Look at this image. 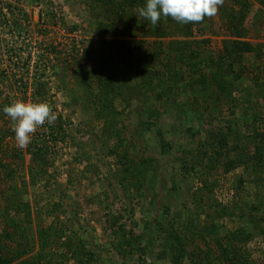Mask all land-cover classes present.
<instances>
[{"label":"rangeland","instance_id":"1","mask_svg":"<svg viewBox=\"0 0 264 264\" xmlns=\"http://www.w3.org/2000/svg\"><path fill=\"white\" fill-rule=\"evenodd\" d=\"M136 1L0 0L8 264H36L42 227L55 236L38 264H78L60 260L76 237L89 264H225L231 244L245 264H264V0H224L202 23L162 16L155 27ZM16 100L57 115L25 149L3 112ZM11 219L27 231L19 257Z\"/></svg>","mask_w":264,"mask_h":264},{"label":"clouds","instance_id":"2","mask_svg":"<svg viewBox=\"0 0 264 264\" xmlns=\"http://www.w3.org/2000/svg\"><path fill=\"white\" fill-rule=\"evenodd\" d=\"M224 0H146L137 9L140 17L158 26L161 17H171L181 24L202 23L205 17H214ZM13 122L17 147L25 149L31 143L32 134L45 123L54 125L57 115L46 102H24L16 100L3 108Z\"/></svg>","mask_w":264,"mask_h":264},{"label":"trees","instance_id":"3","mask_svg":"<svg viewBox=\"0 0 264 264\" xmlns=\"http://www.w3.org/2000/svg\"><path fill=\"white\" fill-rule=\"evenodd\" d=\"M125 1H129L130 3L133 4H137L136 0H125ZM243 3L241 2V5ZM244 5V4H243ZM245 6V5H244ZM242 7V6H241ZM246 9L244 8H240L239 11V17L244 18L245 14H246ZM236 17V16H233ZM238 18V15H237ZM236 48H238V50L240 51V53L243 52H248L250 50H253V47L246 41H235L234 45ZM235 54H237L238 52L235 51ZM100 77L97 79L99 80ZM111 79L107 80L106 83H104V85H102V91L99 93V99H100V105H101V111L104 109H109L108 107V101L110 100V93L111 91H113V87L111 84ZM108 83V84H107ZM108 85V86H107ZM53 130V129H51ZM261 135V134H260ZM260 139L262 140V142H264V138L260 137ZM260 153V151H259ZM2 157H0V171L2 172V176L3 174H10L12 175V170H10V168L6 167L7 165H5V163L2 162ZM20 206H25L27 207L26 204H20ZM13 206V205H12ZM23 207V208H25ZM28 211V210H27ZM27 213V212H26ZM25 213V214H26ZM9 214V215H8ZM5 216H10V213H5ZM7 223L9 225H13L14 229H15V233L16 236L18 238H14L13 234L6 232L5 236L7 238H9L11 243H16L17 249H15V256L19 257L25 253L30 252V247L27 243V231L26 229H24V227L19 224V223H14L13 220L11 219L10 221L8 220ZM53 231L50 228H39L37 230V241H38V246H39V250L36 252V254L34 255V259L37 257V261L36 264H38L39 261H41V257H42V253H44V251L46 249L51 250L50 248L52 247V241H51V236L53 237ZM238 231L234 232L233 234V238H237L238 236ZM55 236V235H54ZM76 241L73 242V239L70 238H66L64 239V242H62L63 247H62V251L64 252L62 254L61 257V262H64V259H72L75 262H77L78 264H89L90 261L92 260V256L93 254L90 253L87 249L86 246L84 244V241L78 237L75 238ZM235 240V239H233ZM232 241V239H231ZM19 246H27V249H23L20 250L18 249ZM238 250V249H237ZM236 250V246L231 244V245H226L223 246V249L221 250V253L219 254V258L221 261H223L225 264H245L246 258L241 255L240 253H238V251ZM13 253V254H14ZM237 254V255H236ZM50 259H52V255H49V257L43 262L42 264H48V262L50 261ZM8 260L1 258L0 259V264H8ZM211 263V259H208L207 261H205V264H210ZM32 264V263H30ZM34 264V263H33ZM198 264H202V263H198Z\"/></svg>","mask_w":264,"mask_h":264}]
</instances>
